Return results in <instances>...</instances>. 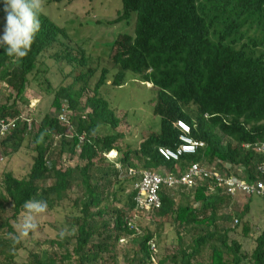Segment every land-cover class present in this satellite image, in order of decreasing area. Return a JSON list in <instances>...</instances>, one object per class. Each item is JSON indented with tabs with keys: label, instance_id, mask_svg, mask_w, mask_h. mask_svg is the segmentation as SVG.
Instances as JSON below:
<instances>
[{
	"label": "trees",
	"instance_id": "trees-1",
	"mask_svg": "<svg viewBox=\"0 0 264 264\" xmlns=\"http://www.w3.org/2000/svg\"><path fill=\"white\" fill-rule=\"evenodd\" d=\"M73 1L77 0L52 2ZM119 1L117 18L110 24L128 25L131 19L134 24L131 34L119 33L112 43L110 62L117 72L111 84L121 87L127 72L150 84L156 90L152 114L160 120L159 131L149 132L136 148L126 146L122 151L118 142L123 136L107 133L118 128L119 120L100 96L109 71L102 68L91 87L97 72L91 59L68 47L66 30L39 11L41 28L27 56L14 59L0 47V85L5 86L7 101L0 105V119H17L15 132L3 142V153L6 145L16 153L30 134L34 122L20 116V107L28 105L25 93L31 83H40L38 77L48 73L45 61L65 64L72 81L54 91L44 79L55 116L46 114L30 135L34 156L26 177L15 179L11 173L0 177V213L7 211L0 223V262L16 264L21 242L10 239L9 234L16 235L10 222L18 221L25 201L46 200L52 208L70 199L69 192L77 186L78 193L70 200L75 213L67 218L74 236L57 237L49 243L51 250L30 252L27 264H118L117 246L128 240L133 255L123 257L122 264H264V229L252 252L244 254L241 245L229 239L232 230L220 231L217 225L218 220L226 224L231 220L220 211L233 199L219 192L207 196L204 186L159 192L161 207L152 212L159 219L171 218L179 252L158 259L148 245L154 242V233L144 230L138 235L128 227L136 208L133 186L141 171L176 174L186 164L205 162L228 166L229 171H223L231 174L243 169L246 181L256 179L255 166L264 155L243 146L264 143V0ZM4 7L0 0L3 24ZM62 111L68 124L58 121ZM178 121L189 125L191 138L205 146L178 163L167 162L158 149L178 147ZM111 152L120 156L108 161ZM64 156L78 164L60 168ZM128 170L135 175L128 176ZM249 203L234 214L237 221L249 213ZM156 226L160 229L162 224ZM194 230L200 233L186 246L182 233ZM242 231L249 235V229Z\"/></svg>",
	"mask_w": 264,
	"mask_h": 264
},
{
	"label": "rangeland",
	"instance_id": "rangeland-1",
	"mask_svg": "<svg viewBox=\"0 0 264 264\" xmlns=\"http://www.w3.org/2000/svg\"><path fill=\"white\" fill-rule=\"evenodd\" d=\"M53 0H41L40 13L49 18L55 25L66 30L68 39L65 41L68 47L75 51H83L86 57L91 59V66L97 69L95 77L91 80L92 87L100 76V70L105 68L109 71V79L105 86L100 89V96L114 110L116 118L119 120L117 129L108 130L107 133H119L123 139L118 142V146L122 151L126 146L136 148L138 144L148 136L149 132H158L160 120L153 116L152 107L156 102V90L150 84L143 83L137 76L127 72L125 75L124 84L116 88L112 86L111 77L116 74L117 70L110 62L112 51L111 46L116 36L122 32H133L134 20L131 19L128 25L123 22L117 25H111L117 16V11L121 7L119 0H77L68 4L61 2L59 4L52 2ZM119 5V7H118ZM5 24V23H4ZM4 24L0 22V34ZM46 70L48 73L44 76H39L38 82H32L27 88L25 97L28 100L26 107H20L22 117L29 118L32 125L30 134L26 136L21 144V147L16 153L12 152L10 146L4 148L6 154V163L0 172V177L4 173H11L15 179L25 178L32 165V157L34 153L31 147V133H34L41 119L46 115L55 116L54 111L50 108L52 96L46 94L44 79L48 80L51 88L55 91L59 86H68L71 84L72 78L69 76L70 68L65 64H58L53 60L45 61ZM44 69V70H45ZM4 85H0V105L6 104ZM5 88V87H4ZM91 96V92L87 93L86 97ZM105 132V131H104ZM104 132L99 133L100 136ZM106 155L108 161L117 159L120 155L116 152L115 155ZM78 162L76 159H69L64 156L62 162H59V167L65 169L67 167L74 168ZM73 179L78 182V173H74ZM127 187L126 193L129 192ZM78 187L74 186L69 192L70 199L63 201L61 204H56L52 208H47L46 213L41 214L37 218L38 228L35 232H30L28 236L20 239L21 248L16 253V264H27V257L30 252H38L39 250H51L49 243L61 237L59 233L63 230V237L69 238L74 236L75 229L67 222V218L75 213L72 208V202ZM3 195L4 192H3ZM8 200L7 197H5ZM249 199H234L233 204L222 208L223 215H231V220L228 224L222 220H218L217 225L220 231L229 228L232 231L229 234V239L237 241L242 248V252L249 255L255 247V239L264 229V202L258 197ZM124 200V198L122 199ZM176 203L180 201L179 197L175 198ZM250 202V203H249ZM249 203V213L238 224H234L238 214L246 204ZM120 206V205H119ZM129 215V212H125ZM7 215L0 213V223L2 217ZM21 215L18 217V221ZM135 221V227L138 235H141L144 230H149L154 233V243L157 248V257L162 259L171 256L175 252H179V245L176 236V226L172 223L171 218H157L153 212L146 214H138ZM17 222H10L15 233ZM157 224H162L160 229ZM249 229V235L244 236L243 229ZM187 230V229H186ZM200 231L183 232L185 245L188 246L191 239L196 237ZM0 236H3L0 232ZM190 236H192L190 238ZM118 264H122L123 257H131L132 251L128 242L124 241L117 246L115 251ZM1 260V258H0ZM157 259H155L156 261ZM0 264H4L0 262Z\"/></svg>",
	"mask_w": 264,
	"mask_h": 264
},
{
	"label": "built area",
	"instance_id": "built-area-1",
	"mask_svg": "<svg viewBox=\"0 0 264 264\" xmlns=\"http://www.w3.org/2000/svg\"><path fill=\"white\" fill-rule=\"evenodd\" d=\"M57 118L60 124H68L66 111H62V113L57 115ZM16 128L17 119H0V172L6 163V157L3 153V142L9 135L15 132ZM176 129L180 133L178 136V147L174 150L166 148L158 149V154L167 162L178 163L183 156L194 155L205 146L203 142L191 138V129L185 122L178 121ZM82 141L83 138H80V143ZM243 148L251 149L257 154L264 155V143L244 145ZM222 168L218 167L217 163L207 164L204 162L203 164H186L182 169L177 170L176 174L161 171L139 172V180L133 186L136 191L134 198L136 208L131 214L128 227L131 230H137L134 226V220L137 219L138 214H146L161 207V200L159 198L161 188L194 190L200 186H204L207 196L219 192L221 195L233 200L258 197L264 202V161L259 162L255 166L256 179L253 182L246 181L243 178V175L245 176L243 169H239L237 174H231L223 171H229L228 166L223 165ZM127 175L134 176L135 172L128 170ZM234 224L237 225L238 221L234 220ZM148 245L152 254L156 255V244L150 242ZM153 262L155 263V260Z\"/></svg>",
	"mask_w": 264,
	"mask_h": 264
},
{
	"label": "clouds",
	"instance_id": "clouds-1",
	"mask_svg": "<svg viewBox=\"0 0 264 264\" xmlns=\"http://www.w3.org/2000/svg\"><path fill=\"white\" fill-rule=\"evenodd\" d=\"M5 24L0 34V47L14 59L27 56L36 34L40 31L41 0H4ZM46 200L29 199L22 205L21 219L16 224V235L9 234L14 243L38 228L37 218L46 213ZM59 235H65L62 230Z\"/></svg>",
	"mask_w": 264,
	"mask_h": 264
},
{
	"label": "bare ground",
	"instance_id": "bare-ground-1",
	"mask_svg": "<svg viewBox=\"0 0 264 264\" xmlns=\"http://www.w3.org/2000/svg\"><path fill=\"white\" fill-rule=\"evenodd\" d=\"M112 153H113V154H112ZM114 153H115V152H111L112 155H115ZM111 154H110V156H111Z\"/></svg>",
	"mask_w": 264,
	"mask_h": 264
}]
</instances>
